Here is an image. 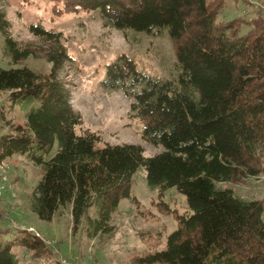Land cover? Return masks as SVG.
Here are the masks:
<instances>
[{"label":"trees","instance_id":"16d2710c","mask_svg":"<svg viewBox=\"0 0 264 264\" xmlns=\"http://www.w3.org/2000/svg\"><path fill=\"white\" fill-rule=\"evenodd\" d=\"M222 2L63 0L56 8L59 13L98 10L106 26L167 34L173 41L172 78L139 68L123 52L107 64L102 81L107 89L123 90L130 99L129 114L144 122V138L165 147L154 155L130 142L97 146L99 134L82 128V114L71 102L63 75L72 59L64 33L33 23L30 30L39 43L21 42L0 6V34L12 62L42 56L51 63L48 72L0 63V91L9 92L10 106L26 99L34 103L24 124L5 120L0 108V120L7 124L0 132V164L18 153L42 167L30 197L39 218L52 221L68 208L75 231L83 225L91 238L109 233L112 213L123 197H131L134 174L144 167L151 188L163 194L175 187L189 209L175 211L178 226L166 248L131 254L132 264H264L262 200L243 198L218 184L237 170L264 175V9L251 19L222 21ZM244 26L249 27L245 32ZM6 171L0 169V177ZM6 181L7 176L0 199ZM94 204L97 214L92 215ZM158 206L172 211L163 199ZM17 246L32 258L48 250L36 232L17 228L11 239H0V264H20Z\"/></svg>","mask_w":264,"mask_h":264},{"label":"rangeland","instance_id":"374dc122","mask_svg":"<svg viewBox=\"0 0 264 264\" xmlns=\"http://www.w3.org/2000/svg\"><path fill=\"white\" fill-rule=\"evenodd\" d=\"M62 3L63 0H1L0 6L11 22L13 35L21 42H38L30 30L33 23L64 33L63 42L72 59L63 75L72 90L71 102L82 114V128H90L99 134L97 146L130 142L142 145L146 155L163 151V145L144 138V122L129 114L130 99L123 90L107 89L102 81L106 77L107 64L123 52L131 55L139 68L172 78L176 74L173 41L167 34L125 32L106 26L98 10L59 13L56 8ZM259 9H264V0H223L219 19H251ZM248 29L244 26L243 32ZM0 63L3 67L26 65L41 72L51 68V63L42 56L12 62L5 54L1 34ZM33 104L26 99L10 106L9 92L0 91V108L5 112V120L11 123L24 124ZM5 120H0V132L7 130ZM56 147L57 144L50 156ZM4 163L7 181L0 199V239H11L17 228L22 227L39 233L48 245L47 252L36 258L23 247H15L20 264H46L55 259L65 264H132L131 254L166 248L168 235L178 226L175 211L183 214L189 209L186 196L175 187L166 189L163 194L158 188H151L146 170L141 167L134 174L131 197H123L112 213V230L91 238L86 235L83 225L76 231L73 229L68 208L57 213L52 221L41 219L32 211L30 197L43 175L41 166L18 153ZM218 184L231 187L243 198L261 199L264 205V175H246L237 170L230 180ZM161 199L169 204L171 212L160 210L158 202ZM89 212L97 214V205L90 207Z\"/></svg>","mask_w":264,"mask_h":264},{"label":"built area","instance_id":"2783aa9c","mask_svg":"<svg viewBox=\"0 0 264 264\" xmlns=\"http://www.w3.org/2000/svg\"><path fill=\"white\" fill-rule=\"evenodd\" d=\"M0 169L2 170V171H6V167H7V165L5 164V163H2V164H0ZM6 179V174H3L2 175V177H0V195H1V193H2V190H3V188H4V183H3V181ZM37 235H39V233H36Z\"/></svg>","mask_w":264,"mask_h":264}]
</instances>
